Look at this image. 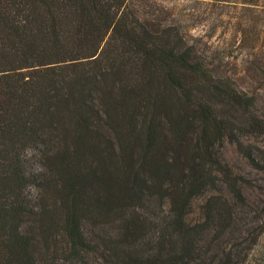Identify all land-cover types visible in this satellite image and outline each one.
<instances>
[{
    "label": "trees",
    "instance_id": "trees-1",
    "mask_svg": "<svg viewBox=\"0 0 264 264\" xmlns=\"http://www.w3.org/2000/svg\"><path fill=\"white\" fill-rule=\"evenodd\" d=\"M156 5L0 0V264H93L96 252L105 264H219L198 238L216 222L211 186L227 180L216 147L264 132V119ZM31 185L45 196L36 207Z\"/></svg>",
    "mask_w": 264,
    "mask_h": 264
},
{
    "label": "rangeland",
    "instance_id": "rangeland-1",
    "mask_svg": "<svg viewBox=\"0 0 264 264\" xmlns=\"http://www.w3.org/2000/svg\"><path fill=\"white\" fill-rule=\"evenodd\" d=\"M154 2L163 22H177L188 29L198 56L212 72L231 77L239 90L254 95L253 111L264 119V0ZM238 137L241 144L225 139L216 147L227 170V180L221 174L211 186V193L219 196L213 198L216 222L199 235V252L219 264H260L258 252L264 249V132ZM38 168V157L31 156L27 169L33 173ZM233 188H239L240 195ZM42 193L38 186H29L26 192L29 204L38 206L45 198ZM206 194L194 199L191 220L203 218L202 204L209 191ZM224 211L231 218L225 224L220 216ZM36 224L37 217L32 214L24 226L30 229ZM83 229L89 238L97 239V231L90 224H83ZM228 251L231 254L227 257ZM37 253L42 255L40 245ZM89 258L93 264H105L98 252Z\"/></svg>",
    "mask_w": 264,
    "mask_h": 264
}]
</instances>
